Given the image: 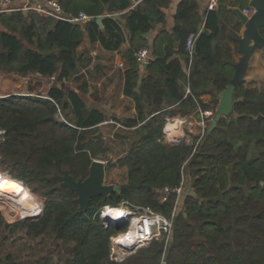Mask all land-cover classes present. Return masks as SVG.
Masks as SVG:
<instances>
[{"label": "trees", "instance_id": "trees-1", "mask_svg": "<svg viewBox=\"0 0 264 264\" xmlns=\"http://www.w3.org/2000/svg\"><path fill=\"white\" fill-rule=\"evenodd\" d=\"M58 2L65 14L82 12L90 20L80 27L35 13L0 15V72L54 78L49 99L0 98V130L5 131L0 168L9 173V177L0 174V183L15 185L24 198L0 196V203H13L20 212L5 213L8 219L33 217L41 211L36 220L14 223L6 222L0 211V247L17 230L29 243L20 251L27 254L26 260L0 248V264H264V86H237L232 114L221 118L211 132H207L209 118L201 138L175 146L163 140L169 118L198 117L199 110L215 114L217 94L228 86L235 63V48L215 46L222 16L228 8H248V2L218 0L215 11L202 15L197 0H180L173 29L160 32L153 42L145 77L139 74L135 54L147 46L145 34L165 23L168 0H142L131 9L130 0ZM100 16L103 29L95 22ZM259 32L264 38V28ZM190 35L195 38L191 57L186 50ZM230 37L236 45L237 35ZM85 39L107 51L128 43L123 52V94L134 101L136 114L118 122L132 131V137L122 138L128 140V148L117 161L127 169L120 193L92 198L81 213L73 192L58 187L52 172L67 169L74 179H84L91 162L108 149L99 132L106 116L87 106L86 82L76 88L64 85L91 63V57L78 50ZM200 87L211 95L208 104L199 100ZM59 110L67 118L70 115L66 122L57 121ZM184 174L192 194L185 196L173 220L171 239L152 241L122 262L112 261L110 240L119 228L106 229L96 213L106 205L127 202L170 218L176 195L162 203L160 191L178 188ZM17 181L37 200L30 193L28 199Z\"/></svg>", "mask_w": 264, "mask_h": 264}, {"label": "rangeland", "instance_id": "rangeland-1", "mask_svg": "<svg viewBox=\"0 0 264 264\" xmlns=\"http://www.w3.org/2000/svg\"><path fill=\"white\" fill-rule=\"evenodd\" d=\"M87 49L88 48H82L81 50H87ZM105 75H106L105 78L108 81L104 80V78L97 75V72L95 74L91 73L87 75L89 82H91V85H90L91 94L89 95L90 99H88L85 96V100H86V104L88 107H93L94 105H96L98 109H100L107 118V121L104 123V126L101 127L99 131L103 138L104 144L108 148L107 153L105 155L98 156V158L95 160L102 161L105 164L104 183L107 185H115V186L117 185L120 187L122 184L126 182L127 169L126 167H121L117 165V161L126 155L127 148H128V143H129L128 140L122 139V138H125L126 136L132 137V134H131L132 131L124 130L123 128L116 125V124H119L118 122H121L123 120V118L121 116H118L116 113L117 111L116 101L118 98L117 96H118V91H119L118 84L116 85V82L118 80V77H120V71L115 68L105 69ZM40 80H41L40 77H38L37 75L21 77L16 74H12V73L0 72V98H6L9 96H26V95L40 97L46 90L42 88L40 83H38V81ZM44 80L42 82L46 83V79ZM82 82L83 80L82 79L80 80L79 76H74L73 78H71L69 82H67L64 85L68 88H76ZM112 83H114V86ZM25 89H28V91H26ZM91 98L94 100V102L91 101ZM213 116L210 117L209 122H208L209 124L211 120L213 119ZM68 118L60 110L56 114V119L59 122H66ZM200 133H201V128L199 127L193 133L189 131L187 132L186 130H184L183 135L185 136L186 139H188V142H191L192 137H195V136L199 137ZM167 134H171L172 137H168ZM167 134H166L167 136H165L164 134L163 140H164V143L168 146L178 145L180 141L182 140V139L180 140V137L178 134H175L173 132L167 133ZM3 142H1L0 145ZM0 174L9 177L8 171L4 168H0ZM53 174L54 172H52V177H53ZM17 182L20 183L21 187L25 190L27 198L29 197V193H30L35 198V200H37L36 195L34 194V192L31 191L29 187H27L20 181H17ZM58 187H59V184H58ZM190 194H192L191 181L189 177L186 174H184L183 195L181 196V201L184 202L185 196L190 195ZM182 207H183V203L178 206L177 213H179L182 210ZM0 211L4 219L8 223H14L18 220H22V221L36 220L38 219V216L41 215V211H39L40 215L38 216L17 217L14 219H8L5 213H9V211H12L17 214L20 213L18 209H15L13 207V203H10V202L0 203ZM26 214H29V212ZM129 222L130 220L122 224L119 227V230L113 236L119 233L120 234L123 233L127 229ZM101 224L103 225L102 221H101ZM16 232L17 233H15L11 237V239H9V241L5 243L3 248L1 247L0 248L4 252L11 251V252H14L15 254L19 253L20 256L24 260H26L27 254L25 252L21 253L20 251H22L24 248H27L29 243H24L25 238L23 236L22 231L17 230Z\"/></svg>", "mask_w": 264, "mask_h": 264}, {"label": "crops", "instance_id": "crops-1", "mask_svg": "<svg viewBox=\"0 0 264 264\" xmlns=\"http://www.w3.org/2000/svg\"><path fill=\"white\" fill-rule=\"evenodd\" d=\"M168 1H169V6L167 9L164 10L165 23L156 25L152 30H150L144 36L147 46L150 48V50L152 48L155 38L160 32L162 31L171 32V30L174 27L175 13H176L177 5L180 2V0H168ZM197 1L199 4L200 14L203 15L206 11V4L203 0H197ZM246 1L249 4L250 0H246ZM130 2H131V7H130L131 9L137 6L139 3H141L142 0H130ZM228 2H234V0H228ZM128 9L122 12H116L113 15L114 17L121 16ZM234 9H239V8L237 7L228 8L227 12L223 14L222 33L220 37L216 40L215 46H219L220 48H235L233 51L232 57L235 63H237L239 59L241 58V55L237 52V40L238 38L242 37V33L245 28L243 24L240 23L238 16L233 12ZM237 20L240 23L239 25L236 24ZM233 34L237 35L236 45L233 43L230 37ZM128 47H129L128 43L126 42L121 46V48L118 51H107L104 48H102V46L98 42L90 44L87 41V39H85L84 42L79 46L78 50L82 53L89 55L92 60L89 66H87L86 68L80 69V71L75 75V76H79L80 80L81 79L83 80L82 83L86 82L87 88H88L86 97L90 99L89 95L91 94V86H90L91 82H89L87 75L91 73L95 74L97 72V75L104 78V80H107L105 78L106 76L105 69L115 68L119 70L120 77H118V80H117L118 83L116 82V85L118 84V90H119L118 96H117L118 98L116 101V107H117L116 113L118 116H121L123 120L127 118H133L136 114L134 101L132 100L131 97H127L123 94V85H124L123 73H124V70H126V63L123 57V52L126 51ZM82 48H88V49L81 50ZM120 64H122V67H119ZM181 64L183 66V70L187 73L188 67L185 65L183 60H181ZM146 67L147 65L140 68L139 74L141 77L146 76L147 74ZM37 76L40 77L41 79L40 81H38V83H40L42 88L46 89L45 92L40 96L44 98L45 96H48L49 90L53 87L54 80L50 77H42L39 75ZM44 79H46V83L42 82ZM70 80H68L67 82H69ZM67 82H65V84ZM112 84L114 86V83ZM243 85L246 88H258V89L264 86V48L260 50H256L252 54L250 61H249L248 69H247V72L244 78ZM25 90L28 91V89H25ZM207 90H208L207 88H203V87H200V89L198 90V93H200L199 100H201L205 104H208L211 100V95L209 93H205L207 92ZM136 91H137V88H136ZM217 98H218V94H217ZM91 101L94 102L92 98H91ZM93 107H96L98 109L96 105H94ZM106 121H107V118H106ZM199 122H200V116L197 117L194 114H188L183 117L174 116L167 120V123L164 128V134L165 136L168 135V137H172L171 134H167V133L173 132L179 135L180 140L182 139L181 141H185L186 143H189L188 139H186L185 136L183 135V132L184 130H186L187 132L189 131L193 133L200 127ZM116 125L123 128L119 124H116ZM168 127H171L169 131H167Z\"/></svg>", "mask_w": 264, "mask_h": 264}, {"label": "built area", "instance_id": "built-area-1", "mask_svg": "<svg viewBox=\"0 0 264 264\" xmlns=\"http://www.w3.org/2000/svg\"><path fill=\"white\" fill-rule=\"evenodd\" d=\"M206 4V11H215L218 6V0H203ZM14 12L35 13L40 16L51 18L58 21H66L70 23L88 21V17L84 13H79L77 16H69L64 13L58 0H0V15H8ZM246 17H250L255 11L252 7L245 8L241 11ZM195 38L190 35L186 42V50L189 56H192L193 44ZM136 60L140 68L148 64L151 59V50L148 46H144L137 50L135 54ZM122 67V64L119 65ZM54 80V78H52ZM189 88L186 87L185 94H189ZM44 98L49 99L47 96ZM201 133L199 138L205 134L207 120L212 117V112L199 110ZM5 131L0 130V141H4ZM0 142V143H1ZM183 183L178 188H164L160 191V201L167 202L170 194L176 195V201L170 218L153 212L148 207L131 206L127 202H121L118 206L106 205L102 207L96 214L103 222V226L108 228H119L125 222L130 220L127 229L123 233L113 236L110 240L109 257L114 262H122L128 256L134 254L140 248L148 246L152 241H158L165 238L168 242L172 236V225L175 216L178 214V206L182 204L181 196L183 195ZM118 209L124 211V216L116 220L114 215ZM109 211H114L109 214ZM40 215V212L35 215ZM109 215V216H108ZM41 216V215H40ZM38 216V218L40 217ZM145 220L148 221L146 225ZM130 231L135 233L133 238H129L126 245L119 244L120 236H128Z\"/></svg>", "mask_w": 264, "mask_h": 264}, {"label": "water", "instance_id": "water-1", "mask_svg": "<svg viewBox=\"0 0 264 264\" xmlns=\"http://www.w3.org/2000/svg\"><path fill=\"white\" fill-rule=\"evenodd\" d=\"M249 5L255 11L250 17H246L240 9L233 10L245 28L242 37L237 40V52L241 55V58L233 66L234 73L229 80L228 86L218 94L219 103L207 132H211L221 118L232 114L234 90L237 86L244 83L249 61L254 51L264 48V38L259 32L260 28H264V0H250ZM86 22L81 21L74 24L84 27ZM95 22L100 29H103L101 16L95 18ZM104 176L105 164L99 160L91 162L88 168V175L84 179H74L67 169H63L61 174L57 172L53 174V177L58 180L60 188H67L73 192L75 195L74 202L81 213L87 209L92 198L99 196L109 198L112 194L120 193L119 186L104 183ZM162 264L165 263L163 262Z\"/></svg>", "mask_w": 264, "mask_h": 264}, {"label": "bare ground", "instance_id": "bare-ground-1", "mask_svg": "<svg viewBox=\"0 0 264 264\" xmlns=\"http://www.w3.org/2000/svg\"><path fill=\"white\" fill-rule=\"evenodd\" d=\"M171 127L167 128V131H169ZM14 195L17 197L20 201H24V198L20 192V190L15 186L10 183H0V196H12ZM114 211H109V214L113 213ZM116 215H114V218L116 220L121 219V217L124 216V211L121 209H118V211L115 212ZM109 216V215H108ZM146 225L148 224V221L145 220ZM135 236V233L133 231H130L128 236H120L118 241L121 246L126 245L128 242L129 238H133ZM128 245V244H127Z\"/></svg>", "mask_w": 264, "mask_h": 264}]
</instances>
